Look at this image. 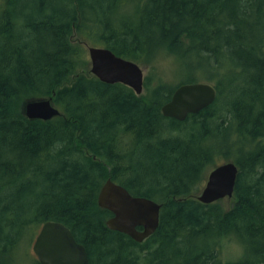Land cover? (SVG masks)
<instances>
[{"label":"trees","instance_id":"1","mask_svg":"<svg viewBox=\"0 0 264 264\" xmlns=\"http://www.w3.org/2000/svg\"><path fill=\"white\" fill-rule=\"evenodd\" d=\"M90 42L145 65L170 54L190 78H147L138 96L91 74ZM196 82L213 84L216 102L165 117L175 89ZM51 96L61 116L25 115L26 101ZM228 161L233 198L195 199ZM108 179L161 204L143 243L107 227ZM47 221L69 227L90 264H264V0L0 1V264L28 254ZM228 237L244 247L237 261L222 258Z\"/></svg>","mask_w":264,"mask_h":264},{"label":"water","instance_id":"2","mask_svg":"<svg viewBox=\"0 0 264 264\" xmlns=\"http://www.w3.org/2000/svg\"><path fill=\"white\" fill-rule=\"evenodd\" d=\"M87 47L92 75L106 84L126 85L138 96L144 93L145 75L138 63L120 57L105 47ZM53 96L26 101L23 106L25 115L32 120L44 121L61 116ZM217 96L218 91L211 83H185L175 89L171 100L163 105L162 113L167 118L183 122L190 115L198 114L213 105ZM238 174L239 168L233 161L214 167L194 198L205 205L231 200L235 194ZM98 205L113 214L106 221L110 230L126 234L138 243H143L159 228L161 204L146 197L134 196L112 179H108L102 186ZM33 251L40 264H90L86 246L77 241L69 227L57 221L43 224L33 243Z\"/></svg>","mask_w":264,"mask_h":264},{"label":"rangeland","instance_id":"3","mask_svg":"<svg viewBox=\"0 0 264 264\" xmlns=\"http://www.w3.org/2000/svg\"><path fill=\"white\" fill-rule=\"evenodd\" d=\"M90 43H91V46L96 45L97 47H100V44L98 42H90ZM87 45H84L83 43V46L86 49L85 59L88 62V66L86 68L90 70L91 60H90ZM138 64L144 70L145 81L147 78H150L152 86H156L160 80H162L168 86H174L176 84L178 85L179 82L183 81L184 79L190 78V75H186V76L182 75V73L179 70L180 62L177 61L175 56H172L170 54L162 53V54L157 55L150 65H145L141 63H138ZM231 78H232V75H231ZM194 80H198V79L195 78ZM146 93H147V88H144V94ZM225 201L228 202L229 200L226 199ZM219 249L221 251L222 258L224 261H237L244 254L243 245L239 242V240H236L235 238H232V237L223 238L219 246ZM19 251H20L19 255L17 256L18 257L17 264H30L33 258H37L33 251L32 243L29 247L28 254L26 250L24 252L23 246L20 247Z\"/></svg>","mask_w":264,"mask_h":264}]
</instances>
